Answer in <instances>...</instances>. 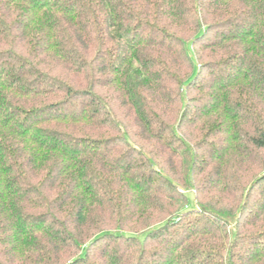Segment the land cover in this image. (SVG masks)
I'll return each mask as SVG.
<instances>
[{"label":"trees","instance_id":"trees-1","mask_svg":"<svg viewBox=\"0 0 264 264\" xmlns=\"http://www.w3.org/2000/svg\"><path fill=\"white\" fill-rule=\"evenodd\" d=\"M0 264H264V0H0Z\"/></svg>","mask_w":264,"mask_h":264},{"label":"rangeland","instance_id":"rangeland-1","mask_svg":"<svg viewBox=\"0 0 264 264\" xmlns=\"http://www.w3.org/2000/svg\"><path fill=\"white\" fill-rule=\"evenodd\" d=\"M180 192H183L182 190H180Z\"/></svg>","mask_w":264,"mask_h":264}]
</instances>
